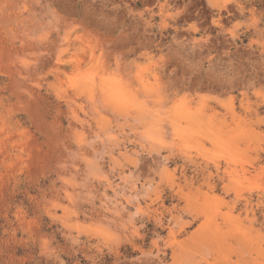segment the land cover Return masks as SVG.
Instances as JSON below:
<instances>
[{
  "label": "rangeland",
  "instance_id": "rangeland-1",
  "mask_svg": "<svg viewBox=\"0 0 264 264\" xmlns=\"http://www.w3.org/2000/svg\"><path fill=\"white\" fill-rule=\"evenodd\" d=\"M0 264H264V0H0Z\"/></svg>",
  "mask_w": 264,
  "mask_h": 264
},
{
  "label": "bare ground",
  "instance_id": "bare-ground-1",
  "mask_svg": "<svg viewBox=\"0 0 264 264\" xmlns=\"http://www.w3.org/2000/svg\"><path fill=\"white\" fill-rule=\"evenodd\" d=\"M101 90L106 95L105 97L108 98V100H110V103L112 102V104L120 106L124 102V92L122 88H119L118 86L109 87L107 85H102Z\"/></svg>",
  "mask_w": 264,
  "mask_h": 264
}]
</instances>
